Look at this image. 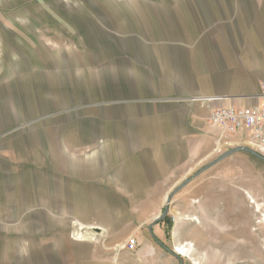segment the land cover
<instances>
[{
  "label": "rangeland",
  "instance_id": "374dc122",
  "mask_svg": "<svg viewBox=\"0 0 264 264\" xmlns=\"http://www.w3.org/2000/svg\"><path fill=\"white\" fill-rule=\"evenodd\" d=\"M197 34L202 63L263 93L264 0H0V264H264V162L194 126L218 95L171 88ZM160 129L200 142L190 168L151 169Z\"/></svg>",
  "mask_w": 264,
  "mask_h": 264
},
{
  "label": "crops",
  "instance_id": "0c3cea01",
  "mask_svg": "<svg viewBox=\"0 0 264 264\" xmlns=\"http://www.w3.org/2000/svg\"><path fill=\"white\" fill-rule=\"evenodd\" d=\"M229 3V2H228ZM164 5V4H163ZM164 8V7H163ZM162 10L163 16L167 17V14L164 13V9ZM179 18V13L172 14ZM165 18V19H166ZM172 18V17H171ZM178 24V23H177ZM191 42L196 43L197 46H193L192 52L187 51V53H179L173 55V57H183L186 61L187 67H189V63L193 61L196 63L195 65H190L192 68H194L192 71L190 70H184L183 75L184 79L187 83L183 85H178L176 87H172L174 85L173 79H171L172 82L171 88L172 90L175 89L176 93L178 95H192L193 93H198V95H218V96H212L210 97H205V98H195L196 99H213L214 101H217L218 103L223 102L221 104H217L214 107H219V106H234V107H247V106H252L254 104H257L260 100L262 95V86L260 89L257 91L256 87L254 86H246L249 85V81L245 79L244 74H248L249 70L247 69H241L239 71V76L238 75H228L226 73H221L217 69H214V66H209V65H214L212 62H203L202 63V58H205L204 51L201 52V46H200V35H196V37H191ZM195 47V49H194ZM246 52L241 56V59L249 57V55ZM192 58L190 61L189 59ZM192 64V63H190ZM217 68V64L215 65ZM196 69V72H195ZM264 72V70H262ZM234 74V73H233ZM180 75L178 74V77ZM240 78V87L235 91L236 86L234 87L233 85L236 84V79ZM204 83V84H200ZM201 93V94H200ZM217 93V94H216ZM175 93L170 92V95H174ZM177 98H166L162 101L168 106L175 107L177 104L175 102H179L178 100H175ZM224 104V105H223ZM213 107V108H214ZM194 121V126L198 128L199 130L206 131L208 133H219L220 131L212 126L209 125L208 128L205 126V121L202 119L195 117ZM183 131H178V130H169V129H160V130H151V131H146L144 132V137L145 140L144 142H148L149 144L158 145L160 148L159 155H156L154 157V161L156 162L155 165L151 167L153 170H177V169H186L190 168L188 164L190 162H194V158L199 154L200 152V142L196 143L197 149L194 151L190 150L191 145L185 141L181 140ZM194 133V132H191ZM239 135V141L240 142H245L246 138L245 135L243 134H237ZM242 136V137H240ZM160 139L159 141H146V139ZM240 142H236L239 144ZM235 143V144H236ZM155 147V146H154ZM194 147V146H193ZM150 169V167H148ZM147 175V174H146ZM149 177L151 176H159L158 173H149ZM172 193V192H171ZM157 226V225H156ZM159 227V226H158ZM150 231V237L151 239L148 241V245L146 248L142 250V255L145 257L153 258L154 256H162V249L161 247H164V243L162 242V233H159L156 231L155 227H150L148 232ZM159 238V242L158 239ZM127 241V240H126ZM141 252V251H140ZM140 254V253H139Z\"/></svg>",
  "mask_w": 264,
  "mask_h": 264
},
{
  "label": "built area",
  "instance_id": "2783aa9c",
  "mask_svg": "<svg viewBox=\"0 0 264 264\" xmlns=\"http://www.w3.org/2000/svg\"><path fill=\"white\" fill-rule=\"evenodd\" d=\"M261 98L263 99L257 104L247 107H214L208 118L209 124L216 127L221 135L245 134V143L250 149L264 156V91ZM218 143L229 144L223 142L222 137ZM137 247L138 241L135 237L128 238L124 245L128 252H135Z\"/></svg>",
  "mask_w": 264,
  "mask_h": 264
},
{
  "label": "water",
  "instance_id": "95a60500",
  "mask_svg": "<svg viewBox=\"0 0 264 264\" xmlns=\"http://www.w3.org/2000/svg\"><path fill=\"white\" fill-rule=\"evenodd\" d=\"M249 151H250L253 155H255L259 160H261V161L264 162V156L259 155L258 153L252 151L251 149H249ZM182 186H184V183L181 184V185H179V187L175 188L174 191H172V193H170V195H169V197H168V200L171 198L172 194L176 193V192H177ZM165 215H166V211L164 212V216H165ZM160 219H161V217H159V218L157 219V221L160 220Z\"/></svg>",
  "mask_w": 264,
  "mask_h": 264
},
{
  "label": "bare ground",
  "instance_id": "6f19581e",
  "mask_svg": "<svg viewBox=\"0 0 264 264\" xmlns=\"http://www.w3.org/2000/svg\"><path fill=\"white\" fill-rule=\"evenodd\" d=\"M176 251L180 254V255H186L188 253V249L181 246L179 248H176Z\"/></svg>",
  "mask_w": 264,
  "mask_h": 264
},
{
  "label": "trees",
  "instance_id": "16d2710c",
  "mask_svg": "<svg viewBox=\"0 0 264 264\" xmlns=\"http://www.w3.org/2000/svg\"><path fill=\"white\" fill-rule=\"evenodd\" d=\"M170 223V222H169ZM158 240V239H157ZM158 242H159V240H158Z\"/></svg>",
  "mask_w": 264,
  "mask_h": 264
}]
</instances>
